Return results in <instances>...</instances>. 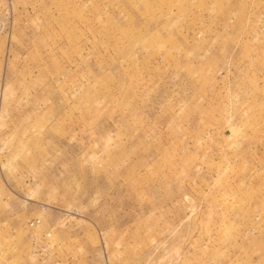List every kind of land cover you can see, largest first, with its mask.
<instances>
[{
  "label": "rangeland",
  "instance_id": "374dc122",
  "mask_svg": "<svg viewBox=\"0 0 264 264\" xmlns=\"http://www.w3.org/2000/svg\"><path fill=\"white\" fill-rule=\"evenodd\" d=\"M0 264H264V0H0Z\"/></svg>",
  "mask_w": 264,
  "mask_h": 264
}]
</instances>
